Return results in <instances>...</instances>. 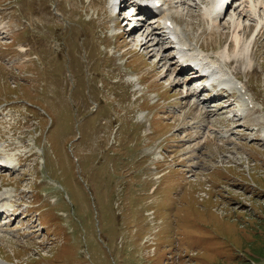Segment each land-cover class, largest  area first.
Here are the masks:
<instances>
[{"label": "rangeland", "instance_id": "374dc122", "mask_svg": "<svg viewBox=\"0 0 264 264\" xmlns=\"http://www.w3.org/2000/svg\"><path fill=\"white\" fill-rule=\"evenodd\" d=\"M164 1L210 55L230 44L232 56L236 26L223 28L231 8L212 26L203 13L208 0ZM110 2L0 0V152L16 166L17 156L25 160L0 174V193L9 190L10 207L23 212L1 218L0 257L14 264H264L263 141L245 138L242 126L223 138L237 121L220 114L208 122L210 113L192 104L211 92L185 98L186 86L167 71L176 50L167 42L153 53L143 46L144 30L127 43L128 33L120 34L126 19L118 28ZM255 26L240 32L236 47L250 50L254 42V60L235 57L229 66L259 109L252 120L264 118V29L256 34ZM157 47L166 48L161 62ZM127 75L142 82L127 83ZM143 115L146 127L135 123ZM209 127L220 131L216 138ZM164 136L169 166L146 156ZM169 147L177 148L172 156Z\"/></svg>", "mask_w": 264, "mask_h": 264}, {"label": "bare ground", "instance_id": "6f19581e", "mask_svg": "<svg viewBox=\"0 0 264 264\" xmlns=\"http://www.w3.org/2000/svg\"><path fill=\"white\" fill-rule=\"evenodd\" d=\"M137 1L139 0H135V2ZM135 2H133L132 0H120L119 3H120L121 12L122 10L126 9V7L133 5V3ZM177 2H180L183 4L184 2H186V0H177ZM233 2H235L234 6H233ZM143 4L144 6L142 7V9L139 7L138 9L130 12L125 17L129 23L134 25V27L130 31H126V33H128L127 36L129 37V39L126 42L130 43L131 38L136 37L138 33L144 30L143 32H145L146 35H144L145 37L142 39L143 46H145L146 48H151L152 52L153 50H155L154 49L155 46L165 45V43L169 39L170 42L174 43V46L170 45L168 46V49H170V47H174L177 50L178 55H182L183 57H187L189 59H195V58L201 57L202 58L201 62L206 63L208 70L215 76V78H218L221 81V85L227 86L228 89H222V90L219 89L221 91L218 90L217 93H215L211 97H208V99H206L205 101L195 100L192 106H195L196 108H199L200 110H202L201 113L202 112L207 113V114L210 113V115H208L207 118H208V122H211L212 121V119H210L211 116L213 117L214 115L226 114L227 112L232 110L234 106L236 105V102H238L240 106L237 108V111L241 112L242 115L240 117H237L235 114L232 117H228L227 121H230V122L239 121V124H235L231 128L229 127L227 129L224 128L222 131L224 133L221 132V136L223 138H229L230 135L237 133L235 131H232L229 134L228 132L231 129L242 126L241 128H243L244 131H246L244 132L245 138L248 136V134H250L253 136L254 139H259L263 141L264 143V133L261 135L260 130H259L261 126L258 128V125H261L260 118L262 117L260 115L255 117L256 122L254 123L255 124L254 126H252L251 124L246 125L244 123V122L252 123L251 121L253 118L250 116L258 112V109L253 108L251 111H249L248 107H246L244 104L241 103V100H238L237 98H233L234 92L231 91V89L234 88L233 82L235 81V83L239 85L240 89L242 88L246 89L245 92L242 93V97L244 98H245V95L247 94L246 85L243 83L238 73L237 74L239 76L235 73H232L234 76L232 74L231 76L230 73L225 69L226 65L229 66L233 64L236 58L240 60L249 59L250 64H251V61L254 60L252 58L253 56H255L254 55L255 53L254 52L252 53V50L255 45L254 42L252 46L253 48H251V44H249V46L245 45L246 47H248L247 49L251 48L250 50L245 49L244 51H242L241 48L236 50V47L239 48V46H241L240 45V42H241L240 32L242 30H245V28L247 31H249V28L251 25H254V26L257 25L255 26L257 33L259 32L258 28L260 27L262 28L260 32L264 29V27L262 26V23L264 21V0H209L210 5L204 8L203 13L206 15L204 17H207V19H209V23H211L212 26H218L221 23V20L224 17V13H226V8L231 7L234 10L232 18L223 24V28L227 27L228 23H231L232 26H236L234 41H236L235 43L237 44V46L235 47L234 53L232 54L231 57H230V44L228 45L229 48L219 50L214 55L205 54L202 46L200 47L201 51L196 53V50H195L196 46L194 45V43L192 41L188 42L186 40V36H184V35L190 36L194 28L192 30L181 28L182 29L181 30L178 24L175 23L172 29L164 30L165 26L161 25L157 28L148 30L145 22H140V23L136 22V21H140L139 14L142 15L147 12L148 13L150 12V5H151L150 0H143ZM197 4H198V1L195 2L194 5H197ZM163 10L165 11V8H159V11H163ZM3 17L4 15L2 14V16L0 17V35L4 33L3 27H2ZM166 17H171L170 13L167 14ZM243 18H249V20L252 21L250 24H248V27L247 25L244 26V24L242 23ZM255 22L256 24H254ZM210 32L214 33L215 32L214 28H211ZM158 47L156 50L159 52V54L160 53L161 54L157 61L161 62L164 59V51H166L165 50L166 48L161 47V49L160 48L158 49ZM162 49L163 51L161 52ZM25 52L26 54H28L27 49ZM243 54H244V57L241 58V55ZM171 59H173V62H170V64L168 63L167 71H170V69H172L174 71L175 77H177V81H180L182 84H186V87L188 88L185 87L186 89L185 98L198 97L200 96L201 92L205 91L206 89L208 90L209 87H206V86L199 88V89H192L191 86H188L189 83L191 82L190 80H187V78H179V76L184 77V75H186L187 73L186 68L188 66L187 65L183 66V63L180 64V60L177 56H173L171 57ZM179 65H180V68H178ZM39 83L41 82L39 81ZM48 89L49 88H47V90ZM37 94H39V96L42 95L40 91H38ZM218 98H219V101L224 100V101H227V103L224 104V106L217 107L216 109H213L209 104H207V103L214 102V101L218 102ZM245 101L249 102L250 97L248 99L245 98ZM228 107H231V108H228ZM199 109H197V111H199ZM241 120H243V122ZM202 125L208 126L207 123L202 124ZM208 130H209L210 136L214 138H216L215 132L220 133V131L216 127H209ZM262 131L264 132V130ZM255 134L258 135V138L254 137ZM19 161L22 162L25 160H23L22 158V159H19ZM4 162L12 163L11 159L8 158V156H2V154L0 153V163H4ZM9 168L10 167H5L6 170H8ZM0 169H4V168L0 166ZM13 170L14 172H16L17 168H14ZM3 173L6 174L5 171L1 172V174ZM8 199L9 198L7 196V192L0 193V213L1 214L5 213L7 215L14 216L17 210L14 208H10L8 206V203H7ZM17 214L20 215L22 214V212L19 211L17 212ZM2 225H3V222L0 223V230H2L1 228ZM0 264H6V263H4L3 259L0 258Z\"/></svg>", "mask_w": 264, "mask_h": 264}]
</instances>
